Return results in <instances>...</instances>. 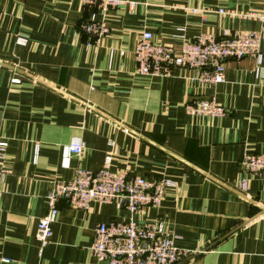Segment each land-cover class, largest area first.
I'll return each instance as SVG.
<instances>
[{
    "label": "crops",
    "instance_id": "crops-1",
    "mask_svg": "<svg viewBox=\"0 0 264 264\" xmlns=\"http://www.w3.org/2000/svg\"><path fill=\"white\" fill-rule=\"evenodd\" d=\"M123 1L98 13L109 34L95 42L81 32L80 0H0V264H99L89 247L97 225L112 221H161L191 254L178 264H264V171L237 187L242 156L264 153V41L259 63L227 60L215 85L186 67L140 75L133 56L143 31L177 48L206 32L259 30L217 10L264 12V0ZM211 97L225 116L186 114L185 102ZM74 138L83 150L64 167ZM106 155L111 171L170 180L160 206L131 214L115 202L80 210L60 200L40 250L35 229L52 182L76 167L99 170Z\"/></svg>",
    "mask_w": 264,
    "mask_h": 264
},
{
    "label": "built area",
    "instance_id": "built-area-1",
    "mask_svg": "<svg viewBox=\"0 0 264 264\" xmlns=\"http://www.w3.org/2000/svg\"><path fill=\"white\" fill-rule=\"evenodd\" d=\"M124 3L123 0H80L88 17L81 25V32L93 41L107 36L109 28L98 13ZM131 5V3H130ZM220 15L251 19L261 24L254 31H224L220 35L211 32L199 34L179 47L161 44L153 40L149 31H143L133 50L136 72L147 76H166L175 67L190 68L196 72L195 79L202 84L224 82L225 62L254 57L260 62V45L264 41V12L236 14L232 10L219 9ZM18 44H25L24 37H16ZM18 82L17 79L13 80ZM186 114L222 117L226 109L214 97L193 98L184 104ZM7 143L0 140V195L5 171L1 161L5 156ZM83 150L80 138H74L62 148V163L69 166L72 156H79ZM111 155H106L99 170L76 167L68 180H55L46 195V211L38 218L35 238L40 250L50 240L52 224L58 214V202L63 200L71 208L87 210L92 202L113 203L131 214L148 207H159L165 188L173 183L165 178L149 179L127 172L110 170ZM242 176L237 182L240 191L245 190L248 174L260 175L264 171V153H245L239 161ZM99 264H178L187 259L189 251L175 245V236L164 231L161 221L137 224L134 221L100 223L95 228L89 247Z\"/></svg>",
    "mask_w": 264,
    "mask_h": 264
}]
</instances>
